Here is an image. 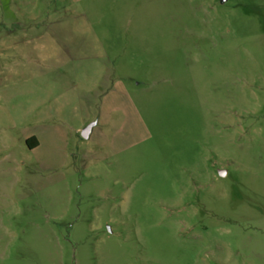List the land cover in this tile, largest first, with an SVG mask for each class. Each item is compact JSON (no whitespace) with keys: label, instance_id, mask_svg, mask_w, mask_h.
<instances>
[{"label":"rangeland","instance_id":"obj_1","mask_svg":"<svg viewBox=\"0 0 264 264\" xmlns=\"http://www.w3.org/2000/svg\"><path fill=\"white\" fill-rule=\"evenodd\" d=\"M0 264H264V0H0Z\"/></svg>","mask_w":264,"mask_h":264},{"label":"water","instance_id":"obj_2","mask_svg":"<svg viewBox=\"0 0 264 264\" xmlns=\"http://www.w3.org/2000/svg\"><path fill=\"white\" fill-rule=\"evenodd\" d=\"M92 123L91 124H89L86 128H85V131H89V129L92 127ZM86 134V133H85Z\"/></svg>","mask_w":264,"mask_h":264},{"label":"trees","instance_id":"obj_3","mask_svg":"<svg viewBox=\"0 0 264 264\" xmlns=\"http://www.w3.org/2000/svg\"><path fill=\"white\" fill-rule=\"evenodd\" d=\"M27 143H28V145H29L30 147H33V146L29 143V140H27Z\"/></svg>","mask_w":264,"mask_h":264}]
</instances>
